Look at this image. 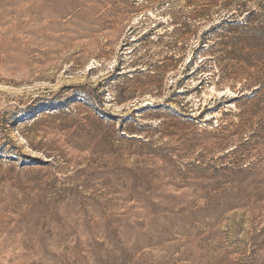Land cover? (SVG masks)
Segmentation results:
<instances>
[{
  "label": "rangeland",
  "instance_id": "rangeland-1",
  "mask_svg": "<svg viewBox=\"0 0 264 264\" xmlns=\"http://www.w3.org/2000/svg\"><path fill=\"white\" fill-rule=\"evenodd\" d=\"M0 264H264V0H0Z\"/></svg>",
  "mask_w": 264,
  "mask_h": 264
}]
</instances>
